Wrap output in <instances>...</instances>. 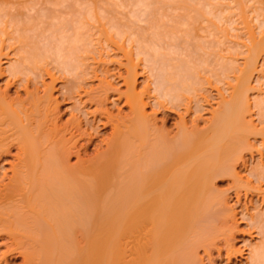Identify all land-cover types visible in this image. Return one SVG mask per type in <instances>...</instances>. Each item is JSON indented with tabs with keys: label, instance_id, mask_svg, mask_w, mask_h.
I'll return each instance as SVG.
<instances>
[{
	"label": "bare ground",
	"instance_id": "6f19581e",
	"mask_svg": "<svg viewBox=\"0 0 264 264\" xmlns=\"http://www.w3.org/2000/svg\"><path fill=\"white\" fill-rule=\"evenodd\" d=\"M228 1L0 0V264H198L200 248L210 262L213 251L241 255L213 181L231 178L236 198L264 191V160L245 177L235 168L259 145L248 137L259 130L251 108L264 112V88L250 95L264 80V0ZM234 30L242 40H231ZM222 42L243 46L242 66L219 52ZM210 90L217 105L200 126ZM119 102L126 112L112 110ZM248 220L259 242L244 264H264V217Z\"/></svg>",
	"mask_w": 264,
	"mask_h": 264
},
{
	"label": "rangeland",
	"instance_id": "374dc122",
	"mask_svg": "<svg viewBox=\"0 0 264 264\" xmlns=\"http://www.w3.org/2000/svg\"><path fill=\"white\" fill-rule=\"evenodd\" d=\"M220 1V4L221 5H223V4H227L226 2H229L228 0L226 1H224V0H219ZM224 2V3H223ZM228 4H230V2L228 3ZM175 12H178L179 13V11H175ZM168 14H169V16H167V17H164V20H165V23L167 24V25H172V24H175V19H173L172 20V17L173 18H175V15H176V13H173V12H168ZM172 14H174V16H172ZM235 18H237V17H235ZM167 19V20H166ZM175 20V21H174ZM236 21H238V19H235ZM92 22V21H91ZM236 24H238L237 22H235ZM235 23H233V25H236ZM93 26L94 25H97V23L96 22H93V24H92ZM237 26H239V25H237ZM92 26H89V28H91ZM88 28V29H89ZM95 29H97V27L95 26ZM93 27H92V29L91 30H93L92 32L94 33H97V35H95V33H94V35L92 36V35H90L92 32H91V30L89 29L88 31H87V33H89V37L91 36L92 38V40L94 39H96V42L97 41H99L98 40V38H99V36H98V34L100 35V32L98 31L99 30V28L97 29V31L95 30ZM91 33H90V32ZM196 31V30H195ZM194 30H193V33H197V31L195 32ZM231 31V30H230ZM237 31V33H232L233 35V38L231 39V40H233V41H236V40H238L237 38H236V36L238 35V33H239V35H238V38L240 39V40H242V37L244 36L243 35V33H242V31H238V30H236ZM235 30H234V32H236ZM204 32H207V34H208V31H204ZM203 32V33H204ZM232 32V31H231ZM201 33L202 32H200V35H201ZM210 33H211V36L213 35V33L210 31ZM217 33V32H216ZM216 33H214V35H215V37H216ZM219 34V33H218ZM235 34V35H234ZM237 34V35H236ZM214 35H213V37H214ZM229 35H230V33H229ZM98 38H97V37ZM203 37H205V38H207V37H209V36H207L205 33L202 35ZM209 37L208 39H212L213 37ZM217 36H219V35H217ZM220 36H221V33H220ZM232 36H230V38L232 37ZM234 36H235V38H236V40H235V38H234ZM94 37V38H93ZM100 38H101V36H100ZM244 39V38H243ZM232 41V42H233ZM92 42H95V41H92ZM101 42H103V41H101ZM232 42H231V44H228V43H230V42H226L229 46H230V51H233V52H230L229 50H227V48H226V43H223V44H225V45H223L222 43L221 44H219L220 46H224V48L223 49H225V50H227L228 51V53H227V51L225 52L223 49H222V47H220V46H217V47H219V48H221L222 50V52L221 51H219L218 49V51L220 52V53H224V55H225V53H226V55L227 54H229V56L230 57H232V59L234 60V58L236 57H238L237 59H236V61H237V63H238V65L240 64L241 65V62H242V59H243V55L241 54V51L243 52L245 49L243 48V46H242V48H241V46L239 45H237L238 47L236 48L235 46L236 45H234V47L236 48V49H234V50H231L232 48H233V45H232ZM93 44H95V43H93ZM99 44H101L100 42H99ZM95 45H97V44H95ZM231 45H232V48H231ZM229 46H227V47H229ZM129 47V46H128ZM93 48H99L98 46L97 47H95V46H93ZM95 49H93V50H95ZM216 48H214V50H215ZM229 49V48H228ZM242 49V50H241ZM100 50V49H99ZM236 50H237V52L239 53V55H237L236 56V54H238L237 52H236ZM217 51V52H218ZM234 51H235V53H234ZM97 52H98V50H97ZM95 54H96V52H94ZM117 53H119V54H117ZM116 53V55H120V57H119V59L120 60H124L123 58H122V54H121V52H117ZM219 53V54H220ZM95 54H94V57H95ZM109 54H111V53H109ZM235 54V55H234ZM241 54V55H240ZM244 54V53H243ZM93 55V54H92ZM92 55H90L89 54V56H92ZM234 57H233V56ZM98 56L96 55V59H98L97 58ZM110 57V58H109ZM109 57H102V58H104V60H106L105 58H108V59H111V58H113L112 57V55H109ZM117 57V56H116ZM115 57V58H116ZM140 57V56H139ZM118 58V57H117ZM107 59V60H108ZM107 60H106V64H107V67L108 68H110V70H112L114 67H116L117 65L115 64V63H109V62H107ZM261 60V61H260ZM1 61H2V59H1ZM236 61H235V63H236ZM262 61H264V60H262V59H258V62L259 63H261ZM108 63H109V65H108ZM236 63V64H237ZM258 63V64H259ZM257 64V65H258ZM262 64H264V63H262ZM239 65V66H240ZM106 66V65H105ZM238 66V67H239ZM242 66V65H241ZM260 67V68H259ZM262 67H261V64H260V66H258V70H260ZM114 70V69H113ZM112 70V71H113ZM121 71L123 70V69H120ZM115 71V70H114ZM262 72H264V71H261V74H262V76L260 75V73L257 71L256 73L254 72L253 73V77H252V82H254V76H258V75H260L259 77L261 78L262 77V79H264V73H262ZM256 76V77H257ZM46 81H48V79H45ZM140 80V81H139ZM257 80V81H256ZM112 81H113V79H112ZM115 82H113V84L114 83H117L116 85H119V83H118V81H116V80H114ZM92 84V85H95L96 83H97V80H90V81H88V84H90V83ZM137 82H138V85L140 84V83H142L143 82V76H138L137 77ZM255 84H252L251 83V85L255 88L254 90H255V93H254V91H253V93H252V90H251V101H252V94H254L255 96H256V94H257V92H256V90H259V88L260 89H262V88H264V80H261V81H259V78L257 77V79H255ZM258 82H260V84H258ZM90 84V85H91ZM256 84H258V86L256 85ZM0 85H3V83L0 81ZM140 86V85H139ZM225 85H223L222 86V84H221V87H224ZM260 86V87H259ZM119 88H123L122 90H124V86L123 85H119ZM258 88V89H257ZM18 90V93L19 94H21V96H24V91L21 89V88H18L17 89ZM15 91H16V88H15V86L14 87H11L10 89H9V91H8V94L10 95V97H14L15 96ZM262 91H264V90H262ZM250 93V92H249ZM210 94H211V96H213V98L215 99H213L212 97H210L209 99H210V101H209V103H205L204 104V106H205V109H203L199 114L201 115V119H202V121L199 119V125L200 126H202L203 124H204V119H206V118H208V116H210V113H209V109H211L212 107L214 108V107H216V99H217V96L215 95V91L214 90H210ZM215 96V97H214ZM254 98V97H253ZM256 98V97H255ZM120 104H117L116 106H118L119 105V107H115V108H113L112 110L114 111V112H116L117 110V108H120L121 110H122V112H126L127 111V107H125V106H122V104H121V102H119ZM210 104V105H209ZM251 106H253V103H252V105ZM211 107V108H210ZM254 107V106H253ZM253 107L251 108L252 110L250 111L251 112V114L253 115V114H255V117H254V121H255V126H257L256 128L257 129H259L258 130V132H257V134H255V135H250V137L252 138H250V137H248V140L250 141L249 143H251V144H254V146L256 145V142L259 144H257L256 146H257V148H255V147H252L251 149L252 150H250L251 152L249 153V151L247 150L246 152H243V155H245L244 156V158L246 159H244L245 160V163L243 164V163H241V162H239L237 165H236V171L237 172H239V174H240V176H242V177H245V174H246V172H247V169L248 168H250L251 166H253L254 164H255V161H261V160H264V157H262V156H264V152H262V151H264V146H262V145H264V140H262V138H260V137H264V136H262V135H258V134H262V132H259V131H262V129H264V120H261V119H264V118H262V117H264V112H261V116L262 117H260L259 115L260 114H258L257 115V112L258 113H260V111H257L256 109V107H254V108H256V109H253ZM63 107H61V111L63 110L62 109ZM209 108V109H208ZM115 109V110H114ZM63 112V111H62ZM252 112H254V113H252ZM68 115V113H63L62 114V116H61V119H65L66 117H68L67 116ZM256 115H257V117H256ZM157 116H158V126H160L161 125V117H162V113H158L157 114ZM160 116V117H159ZM254 116V115H253ZM206 117V118H205ZM258 117H260V119L258 118ZM178 119V117H177V115L176 114H174V113H170L169 115H168V117H167V119H166V121H165V128H167L168 130H175V127H174V123H175V121ZM258 119H259V122H258ZM261 120V121H260ZM203 122V123H202ZM261 122H262V124H261ZM259 123V124H258ZM102 131H100L99 133V135L95 138V141L94 142H96V143H98V139H100V137L102 138V137H105L109 132H110V128L109 127H106V128H104V129H101ZM253 136H254V139H253ZM256 136V137H255ZM253 140V141H252ZM252 141V142H251ZM262 141V142H261ZM262 143V144H261ZM261 148V149H260ZM88 151V154L90 155V154H92L93 153V151H94V147H93V145L92 146H90L88 149H87ZM245 151V150H244ZM257 151V152H256ZM245 153V154H244ZM262 156H261V155ZM9 159H11V157H8ZM75 157H72L71 158V162H74L75 161ZM257 159V160H256ZM249 160H250V162H249ZM262 162H264V161H262ZM4 166V168L6 169V170H8V168H9V165L6 163V164H4L3 165ZM1 171V170H0ZM245 171V172H244ZM244 175V176H243ZM221 176H219V177H216L215 179H214V181H213V186L215 187V191H216V193L217 194H221L220 196L221 197H223V199H225L224 201L225 202H223L224 203V206H223V208H226V206H228V208H226V210L228 209L229 210V212H228V214H227V216L228 217H230L231 215L233 216L234 215V221H236V222H234V225H236L237 227L235 228V226H234V228L235 229H232V230H234V233H233V235H234V239L232 240V242H233V245H234V247L235 248H239V249H241L240 251L242 252L241 253V255H240V253H236L234 256H231L229 259L224 255V252H223V254H222V256H216L217 255V253H216V251H213L212 252V256H214L213 257V259H212V261L210 262L208 259H207V261H206V258H207V256L205 257L204 255V253H202L203 251H202V249L200 248V249H198V253H199V256L197 257V260H198V262L200 263V262H202V263H200V264H244L245 263V261H246V255H247V253H246V251L249 249V248H247L248 247V244H252V243H258L259 242V236L257 235V233H256V229H255V227L253 228L252 226H251V224H250V221L248 220V215H250V214H254V212L255 213H257V211H258V213H262V217H264V194H262V193H264V191H258V192H255V191H251L250 190V192L248 191V193H245L244 191H243V189H240V193H239V198L237 197L236 198V193H235V189H234V185L232 184L233 182H232V179L231 178H228V176L226 177V176H222V178H220ZM252 178V177H251ZM251 180H253V179H251ZM254 181H252V183H253ZM232 184V185H231ZM258 184V183H257ZM261 184L262 185H264V182H261ZM254 185H255V182H254ZM213 187V188H214ZM262 187H264V186H262ZM218 189V190H217ZM233 189V190H232ZM262 190H264V189H262ZM224 195H226L225 197H224ZM245 196V197H244ZM262 197V198H261ZM227 202V203H226ZM226 203V204H225ZM230 207H232V208H230ZM235 211H234V210ZM226 210H224V213L226 214ZM241 210V211H240ZM257 210V211H256ZM260 210V211H259ZM243 211V212H242ZM231 212V213H230ZM240 212H242L241 214H240ZM230 213V214H229ZM224 214V215H225ZM242 214H243V216H242ZM241 215V216H240ZM221 218V217H220ZM229 221L231 220V218H229L228 219ZM232 221V220H231ZM229 222V223H232V222ZM235 223H237V224H235ZM238 229V230H237ZM250 230H251V232H250ZM233 232V231H232ZM249 232V233H248ZM236 233V234H235ZM253 234H255V235H253ZM1 240V239H0ZM244 240H246L245 242H243ZM2 241V240H1ZM249 242V243H248ZM246 244V245H245ZM3 249H5V247L4 246H2V245H0V251H2ZM198 255V254H197ZM202 255V256H201ZM244 256V257H243ZM199 257H202V259L200 260L199 259ZM205 257V258H204ZM197 262V263H198ZM198 263V264H199ZM7 264H22V257L21 256H16V257H9V262L7 263Z\"/></svg>",
	"mask_w": 264,
	"mask_h": 264
}]
</instances>
